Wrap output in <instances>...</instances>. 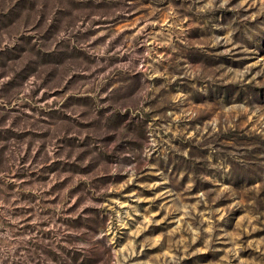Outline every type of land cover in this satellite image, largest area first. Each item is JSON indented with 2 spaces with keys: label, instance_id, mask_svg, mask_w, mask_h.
Returning a JSON list of instances; mask_svg holds the SVG:
<instances>
[{
  "label": "rangeland",
  "instance_id": "rangeland-1",
  "mask_svg": "<svg viewBox=\"0 0 264 264\" xmlns=\"http://www.w3.org/2000/svg\"><path fill=\"white\" fill-rule=\"evenodd\" d=\"M0 264H264V0H0Z\"/></svg>",
  "mask_w": 264,
  "mask_h": 264
}]
</instances>
